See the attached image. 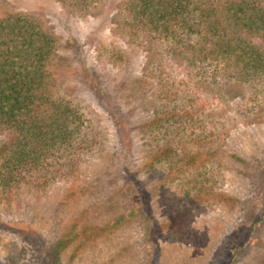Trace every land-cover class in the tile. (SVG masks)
<instances>
[{
    "label": "rangeland",
    "instance_id": "rangeland-1",
    "mask_svg": "<svg viewBox=\"0 0 264 264\" xmlns=\"http://www.w3.org/2000/svg\"><path fill=\"white\" fill-rule=\"evenodd\" d=\"M120 1L103 0L94 11L99 15L92 16L57 0H8L55 35L57 92L83 102L98 142L72 177L42 189L31 184L11 192L0 189V264H228L234 245L246 237L244 229L234 227L252 215L255 194L247 174L264 163V80L249 83L251 93L262 89L256 97L263 121L250 123V114L228 111L224 98L217 109L226 115L213 116L216 108L205 105V112L212 110L209 125H217L209 132L216 142L201 145L188 135L176 141L197 153L212 152L211 172L203 175L200 163L166 179L162 164L168 160L153 149L142 128L155 113L149 102L155 88L144 86L145 93L138 95L141 57L132 51L130 62L117 67L110 64L116 56L107 54L109 43L124 46L108 27ZM99 44L108 45L102 55ZM93 70L103 74L107 87L102 91L87 89L96 78L90 76ZM203 91L207 94L200 96L210 101L213 94ZM1 141L0 136V147ZM150 156L153 164L147 166ZM257 185L264 190L261 179ZM196 195L200 208L192 204ZM242 252L236 264H264V251Z\"/></svg>",
    "mask_w": 264,
    "mask_h": 264
},
{
    "label": "trees",
    "instance_id": "trees-1",
    "mask_svg": "<svg viewBox=\"0 0 264 264\" xmlns=\"http://www.w3.org/2000/svg\"><path fill=\"white\" fill-rule=\"evenodd\" d=\"M57 1L96 16L103 0ZM111 15L109 30L124 46L99 44L98 52L102 55L100 51L110 47L107 54L116 56L110 64L117 67L130 62L132 51L141 57L138 95L145 93L144 86L155 88L153 99H148L155 113L142 128L153 149L168 160L162 164L165 178L181 176L200 163L206 167L203 175L211 172L212 152L191 151L176 139L188 135L201 145L216 142L218 137L209 133L217 128L209 125L212 110L205 111L210 105L216 108L213 116L226 115L217 109L223 98L230 104L228 111L236 108L240 115L250 114V123L261 120L256 96L262 89L251 93L254 86L249 83L264 80V0H122ZM56 51L55 35L36 16L0 0L1 190L11 192L24 184L42 189L63 176L72 177L98 142L83 102L57 92ZM91 74L96 78L87 84L88 91L107 87L102 73ZM119 86L124 88L125 81ZM203 90L213 94L210 101L200 96L207 94ZM146 162L153 164L152 157ZM168 162L173 163L168 167ZM259 167L256 175L247 174L253 178L255 196L250 202L255 206L249 219L234 227L244 229L246 237L234 245L228 264L238 262L239 251H264V190L257 185L260 179L264 182V163ZM198 195L192 203L196 208L202 206Z\"/></svg>",
    "mask_w": 264,
    "mask_h": 264
}]
</instances>
